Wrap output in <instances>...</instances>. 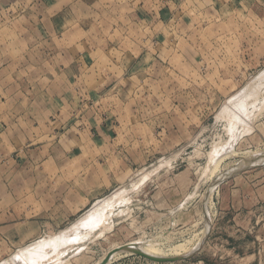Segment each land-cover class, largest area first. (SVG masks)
I'll return each mask as SVG.
<instances>
[{"label": "rangeland", "instance_id": "rangeland-1", "mask_svg": "<svg viewBox=\"0 0 264 264\" xmlns=\"http://www.w3.org/2000/svg\"><path fill=\"white\" fill-rule=\"evenodd\" d=\"M182 1L82 0L79 23L89 25V40L100 49L99 71L81 69L79 80L56 83L46 75L24 82V66H12L13 88L32 90L12 102L0 87V122L13 120L7 108L21 116L30 107L43 128L23 151L0 147V264H12L14 254L33 244L39 253L30 264H95L113 248L141 240L171 252L209 225L204 246L190 258L155 262L127 252L109 264H264V164L225 176L264 152V0ZM140 7L158 15L152 18L157 32L147 27L148 15H126ZM5 22L18 32L28 25L1 14L0 25ZM11 39L12 49L0 55L8 51L20 64L25 42L17 33ZM57 106L77 123L54 124ZM106 114L121 124L120 135L99 143L90 121ZM74 136L87 143L76 149ZM235 188L242 197L232 194ZM118 190L126 193L104 211L112 214L104 216L103 233L100 226L83 227L84 241H59L56 234L75 233L77 220ZM40 239L46 243L37 246Z\"/></svg>", "mask_w": 264, "mask_h": 264}, {"label": "crops", "instance_id": "crops-1", "mask_svg": "<svg viewBox=\"0 0 264 264\" xmlns=\"http://www.w3.org/2000/svg\"><path fill=\"white\" fill-rule=\"evenodd\" d=\"M81 1L82 0H0V15L3 14L4 16L13 18H17L18 16V18H20L22 21L24 20L25 24H28L27 28L23 31L20 30V32L15 31L13 28L8 26L6 22L5 25H0L1 50L12 49L13 42L15 41L11 39V36L14 33H17L22 38V42H25L24 44L22 43L21 46L24 54L23 56H21L22 58L19 57L20 64L16 60L18 58L9 56L10 52L8 51H5L3 55H0V60L3 63V67L0 68V73L2 72L0 87L3 91V94H8L9 98L12 99V102L15 99L19 98L24 90V92H27V94H29V91L32 90H26L23 87L13 88L18 84V78L13 76L14 72L12 66L15 64L24 66V70L26 71L25 75L22 78L24 82H28L31 79L40 81L45 79L46 75H51L53 81L56 83L57 80L63 82L66 78L69 81H76L81 79V77L78 75L79 70L85 69L87 73L95 65V70H98V59L96 56L97 51L100 49V47L95 44V42L92 43L89 40L88 34L91 31V29L89 30V25H86L82 22L79 23L78 18H81V15L78 13L77 6ZM91 1L92 0H90V2ZM254 1L259 0H253V2ZM165 2H169V4H180L182 2L183 4L182 0H165ZM111 9L112 8H106L104 10V13L113 16L114 12ZM91 10L93 11L92 8ZM119 15H121L120 12ZM126 15L130 18L148 15L150 20L153 22L150 23L147 27H149L150 31H152V29L156 32L158 31V25L155 22V20L158 19V15L154 14L152 11L146 12V10L140 7L138 10H133L132 12L126 13ZM164 15L166 14H163V16ZM152 18H154L155 20H153ZM84 32L85 36L81 37V39L78 40L76 38L77 34H84ZM33 38L35 40H33ZM156 50L157 48H154V53H156ZM31 53H37L38 59L34 60L33 57H31ZM146 54L147 52H145L144 55ZM9 59L12 63H6ZM6 68L9 70V72H12L11 75H9L8 72H5ZM96 75H98V73H96ZM118 75L119 74L114 73L113 75H111V77L114 76L115 79H119ZM90 76V74H86V77ZM61 77L64 80H61ZM4 81H6V83H4ZM59 92H61V90ZM2 97L3 96L1 93L0 98L3 99ZM54 97L56 100L62 99V95L58 92H56V95H54ZM5 111L13 113V120H10L8 122H0V147L5 146L13 152L17 150L23 151L25 147L24 145L33 144V142H29L35 138L34 136H36V132L40 130V126L42 128L43 126L39 121L34 120V118H36V115L34 117L31 115L29 116V114L31 113L30 107H26L25 109H23V111L19 112L21 116L14 115L17 113L15 107L7 108ZM55 111L58 113L56 116H53L55 119L53 121L54 124L59 123V126H62L61 124H64V122L68 121V123H73L75 121L74 118L70 116L64 118L67 112L61 107L57 106ZM41 112L38 110L35 112V114H39ZM1 113H3V111H1ZM6 114L8 115V113ZM106 115L108 116H100V118L96 116L90 121L92 123V131L96 136L93 138V140H96L99 143H106L108 141L115 140L120 135L119 128L121 127V124L117 123V120L111 117L109 114ZM75 123H77V121H75ZM67 125L68 124L65 123L63 129H65ZM42 130L44 132V129ZM56 132L57 131H55V133ZM62 134L63 133H60L61 136ZM91 136L92 135H90L89 137ZM75 137L78 139V142L72 145L76 149L78 148V145L79 147H82L83 144L85 145L87 143V141L83 140L82 137L80 138L79 136H74L73 138ZM75 148L70 149L73 150L69 151L70 157L74 153ZM66 154L68 153H65V155ZM231 191L232 194L236 195V197H242L240 195V193L242 192L240 188H235ZM254 193V190L251 193L247 192V199H249L251 195H255Z\"/></svg>", "mask_w": 264, "mask_h": 264}, {"label": "bare ground", "instance_id": "bare-ground-1", "mask_svg": "<svg viewBox=\"0 0 264 264\" xmlns=\"http://www.w3.org/2000/svg\"><path fill=\"white\" fill-rule=\"evenodd\" d=\"M246 91L245 90H243L239 95H237L238 97L241 95V94H243V93H245ZM245 95V94H244ZM244 95H243V97H244ZM242 97V98H243ZM242 100V99H241ZM242 102V101H241ZM243 104V103H242ZM247 105V104H246ZM234 128V127H233ZM216 150V149H215ZM258 154H259V152H258ZM257 153L256 154H251V155H249L248 157H246V159L245 160H243V163H241V164H239V166H241V165H244L245 164V162L247 161V160H251V159H254V157H256V156H259ZM264 158V152H262L261 153V155L259 156V157H256L254 160H255V162H258V161H260V159L259 158ZM261 161H262V159H261ZM167 163V162H166ZM166 163H165V165H166ZM162 164H160V166H161ZM238 166V165H237ZM149 173V172H148ZM214 174V171L212 172V175ZM221 176V175H220ZM220 176H218V177H220ZM218 182V181H217ZM215 183V182H214ZM215 184H217V183H215ZM212 187V186H211ZM212 190V189H211ZM119 191V192H118ZM117 191V193L118 194H115L114 195V193L112 194V196L110 195V197L111 198H104L105 200H101L100 202V204H98V205H96L95 206V208H94V210H90V212L89 211H87V212H89L88 214L86 213V215L85 216H80L81 218H82V220H81V218H80V220L78 219L77 221H79L78 223L75 221V224L77 223V227L76 228H74V229H77V231L75 232V233H67V234H64L63 233V235L61 234L62 232H63V230H62V232H60V235L59 234H56V235H58L59 237L58 238H61L59 241H61V243H63V242H67V240H76V241H78V242H81L82 241V239L85 237L86 238V234H84V233H82V232H79V230H80V228H82L83 229V227L85 228V227H90L91 228V231H93V229H96L97 227L99 228V226H100V232H102L103 233V231H104V229L106 230V228H105V226H104V224H105V222H107V219L105 220V217L107 218V215L111 218V212L112 211H110V213H109V211H108V214H106V215H104V211L109 207L110 208V206L111 207H113L112 205H114V204H112V202L114 203L115 202V205H116V200H118L119 201V196H120V193H122V194H124V193H126L125 191L123 192V190L121 191V190H118ZM121 191V192H120ZM115 193H116V191H115ZM128 193V192H127ZM122 194H121V196L120 197H122ZM119 195V196H118ZM125 195V194H124ZM124 195H123V197H124ZM211 195H212V193H211ZM211 195H210V199H209V201L208 202H206V204L208 203V207H209V211L211 212V215H214V213H215V209H214V207H215V205H214V202L212 201V199H211ZM125 198V197H124ZM127 198V197H126ZM126 200V199H125ZM125 200H123V201H125ZM129 200H130V198H129ZM120 201H122V198L120 199ZM127 202H128V199H127ZM123 203V202H122ZM129 203V202H128ZM111 209V208H110ZM120 211V210H119ZM105 216V217H104ZM109 222V221H108ZM73 224V223H72ZM74 225V224H73ZM73 225H71V227L73 226ZM108 226V225H107ZM112 227V226H111ZM68 229V228H67ZM66 229V230H67ZM207 229V228H206ZM65 230V231H66ZM90 229L88 228V231H89ZM64 231V232H65ZM90 232V231H89ZM205 232H206V230L205 231H201V233H198L197 235H196V237H195V242H194V240L192 241H189V242H182V243H178V244H176L175 246H173L172 247V249H171V252H167V251H164V249H162L161 248V245H160V243H153V242H151V241H146V240H141V241H137V242H135V243H137L138 245H139V247H141L144 251H146V252H148V253H150V254H153V255H160V256H180V255H184V254H188V253H190V252H192L193 250H195L196 248H198L199 246H200V244H201V241L203 240V237H204V235H205ZM90 235V234H89ZM100 235V234H99ZM87 236H88V234H87ZM84 238V239H85ZM47 239V238H46ZM49 240H50V238H48ZM84 239H83V241H84ZM53 240V239H52ZM52 240H51V243H52ZM55 240V239H54ZM38 242V241H37ZM42 242L44 243H46V241L45 240H43L42 241V239H40V242L37 244V246L41 243V245H42ZM47 242H48V240H47ZM54 242H58L57 240L56 241H54ZM36 243V242H35ZM72 243V242H71ZM74 243H75V241H74ZM190 243H192L193 245H191L190 247H189V244ZM69 244V243H68ZM40 245V246H41ZM44 245V244H43ZM52 245H53V243H52ZM61 245V244H60ZM59 245V246H60ZM64 245V244H63ZM53 246H56V244L55 245H53ZM57 246H58V243H57ZM32 247H36L35 246V244H33L32 246L30 245V246H28V248H25V249H23V251H21V252H17V254H14V255H16V257L19 255L20 256V258H21V260H20V264H30L31 263V261L30 260H32L33 259V261L32 262H34V257L36 256L35 254L38 252L39 253V251L37 250H33V249H36V248H33V249H31ZM41 248V247H40ZM52 248V247H51ZM54 248V247H53ZM53 248H52V250H53ZM166 248V247H165ZM169 248V247H168ZM26 250H29V252L27 251L26 252ZM26 252V253H25ZM127 252H130V251H118V252H116L113 256H112V258H111V261H113L115 258H117V257H119V256H122V255H128L129 253H127ZM41 253V252H40ZM51 253V252H50ZM50 253H47V254H49L50 255ZM57 253H59V252H57ZM62 253V252H61ZM131 253H133V252H131ZM42 254H43V252H42ZM48 255V256H49ZM43 256V255H42ZM42 256H40V257H42ZM53 256H55V254L53 255ZM58 256V255H57ZM12 257H14V256H12ZM16 257H14V258H16ZM33 257V258H32ZM38 257V256H37ZM44 257V256H43ZM14 258H13V260L11 259V260H9V261H11V263L12 264H16V260H14ZM20 258H18V260L20 259ZM32 258V259H31ZM36 258V257H35ZM38 259H40L39 257H38ZM41 260V259H40ZM29 261H30V263H29ZM36 261V260H35ZM43 261V260H42ZM110 261V262H111ZM39 262V261H38ZM8 263V262H7ZM36 263V262H35ZM9 264V263H8ZM39 264V263H38ZM41 264V263H40Z\"/></svg>", "mask_w": 264, "mask_h": 264}, {"label": "water", "instance_id": "water-1", "mask_svg": "<svg viewBox=\"0 0 264 264\" xmlns=\"http://www.w3.org/2000/svg\"><path fill=\"white\" fill-rule=\"evenodd\" d=\"M255 158L256 157H254V159ZM254 159L247 160L244 165L236 166L233 170L228 172L225 176H227V177L228 176H232V175H235V174H237V173H239L241 171H244L246 169L252 168V167H254L256 165L264 164V160L255 162ZM223 179H218V180H216V182L217 181L221 182V181H223ZM205 218L208 220V225H209L210 219H209V216H208V213H207V209L205 210ZM206 231H207V233L205 234V237H203V240L201 241L200 246L198 248H196L195 250H193L192 252L188 253V254H184V255H180V256L153 255V254H150V253L144 251L141 247H139V245L137 243H127V244L121 245V246H119L117 248H113L112 250H110L102 258V260H100L96 264H109L110 261H111L112 256L118 251H130V252H133V253H135V254H137L139 256H142L144 258H147V259H149L151 261H155V262H176V261H180V260L192 257L193 255H195L204 246V243H205V241L207 239V236L209 234V231H210V225H209V227L207 228Z\"/></svg>", "mask_w": 264, "mask_h": 264}]
</instances>
